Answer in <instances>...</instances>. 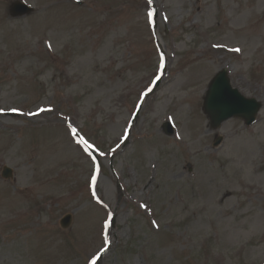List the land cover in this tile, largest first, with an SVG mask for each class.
<instances>
[{
    "label": "rangeland",
    "instance_id": "1",
    "mask_svg": "<svg viewBox=\"0 0 264 264\" xmlns=\"http://www.w3.org/2000/svg\"><path fill=\"white\" fill-rule=\"evenodd\" d=\"M14 1L0 264H264V105L219 129L203 110L224 67L264 104V0H24L36 10L13 16Z\"/></svg>",
    "mask_w": 264,
    "mask_h": 264
},
{
    "label": "water",
    "instance_id": "2",
    "mask_svg": "<svg viewBox=\"0 0 264 264\" xmlns=\"http://www.w3.org/2000/svg\"><path fill=\"white\" fill-rule=\"evenodd\" d=\"M11 15L20 16L34 11V8L24 1L17 0L11 6ZM263 103L255 98H247L238 89L233 88L227 68L220 70L209 85L203 109L208 115L211 127L218 129L226 120L237 117L245 120L247 125L255 122ZM167 134H172L170 124L165 125ZM221 143V137L215 145ZM5 173V172H4ZM11 169L7 168L5 175L9 176ZM72 220L71 215L65 216L61 223L67 228Z\"/></svg>",
    "mask_w": 264,
    "mask_h": 264
},
{
    "label": "bare ground",
    "instance_id": "3",
    "mask_svg": "<svg viewBox=\"0 0 264 264\" xmlns=\"http://www.w3.org/2000/svg\"><path fill=\"white\" fill-rule=\"evenodd\" d=\"M198 3H199L198 4L199 11L202 12V8H203L204 5H203L201 0H198Z\"/></svg>",
    "mask_w": 264,
    "mask_h": 264
},
{
    "label": "snow or ice",
    "instance_id": "4",
    "mask_svg": "<svg viewBox=\"0 0 264 264\" xmlns=\"http://www.w3.org/2000/svg\"><path fill=\"white\" fill-rule=\"evenodd\" d=\"M149 15H151V13ZM237 51H238V49H237ZM73 131L75 132V129H73ZM81 142L87 144V141L81 140ZM93 264H95V262H93Z\"/></svg>",
    "mask_w": 264,
    "mask_h": 264
}]
</instances>
